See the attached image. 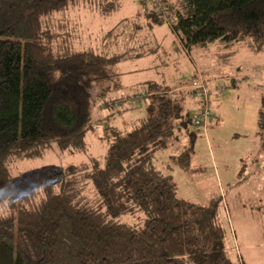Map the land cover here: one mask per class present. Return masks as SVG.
I'll list each match as a JSON object with an SVG mask.
<instances>
[{"label": "trees", "instance_id": "trees-1", "mask_svg": "<svg viewBox=\"0 0 264 264\" xmlns=\"http://www.w3.org/2000/svg\"><path fill=\"white\" fill-rule=\"evenodd\" d=\"M95 2L0 0L2 254L10 258L9 264H235L226 250L222 197H212L207 205L181 199L171 174L175 168L196 171L193 144L202 130L191 128L198 108L193 83L203 80L194 79L196 75L186 77L187 83L149 79L141 82L144 91L117 96L121 74L115 68L152 56L154 71L167 72L160 51L174 53L177 63L175 51L191 57L195 49L215 44L250 41L257 53H264V0H185L182 10L171 0H142L135 27L144 20L149 32L147 38H132L129 32L139 49L133 53L118 49L127 35L121 28L124 21L103 36L99 48L78 49L69 18H54L77 4H89L103 14L115 10L114 3L97 8ZM159 26L173 34L170 48L151 47ZM262 100L257 136L264 149ZM141 104L144 116L131 128L107 132L103 159L57 171L29 189L16 186V159L39 158L48 150L80 151L100 121L94 116L96 108L117 115ZM180 134L191 145L171 157L164 173L155 166V155ZM86 184L93 189L87 196ZM125 217L132 220L123 221Z\"/></svg>", "mask_w": 264, "mask_h": 264}, {"label": "rangeland", "instance_id": "rangeland-1", "mask_svg": "<svg viewBox=\"0 0 264 264\" xmlns=\"http://www.w3.org/2000/svg\"><path fill=\"white\" fill-rule=\"evenodd\" d=\"M141 1L96 0L94 5L97 8L114 3L115 10L103 14L89 4H77L66 8L60 14H55L54 18H69L78 36L73 40L78 49L99 48L103 36L124 21L125 25L121 28L127 35L125 39L119 40L118 49L122 48V52L130 49L131 53L139 52L132 40H129V36L132 33V38H147L149 28L145 26L144 20L139 22L140 27H135L138 23L136 16L142 10ZM171 1L181 10L185 6V0ZM166 29L167 26L161 31L167 32ZM134 30L139 33L134 35ZM166 42L168 45H164L163 49L172 44L168 35ZM125 43H129V48H125ZM154 46L155 44L151 45ZM170 53L160 51L159 54V60L165 59V62H168L169 77H163L166 72L158 70L127 74L125 81L132 87L129 90L135 93L144 91L140 82L149 79L164 81L163 79L170 78L175 82L182 78L181 82L187 83L189 80L182 75L185 72L184 75L190 78L193 75L194 63L206 69L202 71V78L196 75L194 79L211 81L210 75H220L225 86H208L211 91V108L218 120L198 132L199 135L193 144L195 154L192 169L196 171L186 173L175 168L171 174L177 183V196L181 199L207 205L212 197H222L220 216L226 230V250L228 257L235 264H264V149L256 134L259 110L264 99V53H257L250 41L231 46L215 44L206 50L195 49L191 57L175 51L179 58L177 63L174 53ZM149 61L151 59L129 61L119 67L122 72H129L147 66ZM188 87L191 89L190 82ZM218 91L223 93L219 94V100H215L214 93ZM110 113L111 111L103 107L95 109L94 116L100 121L95 130L87 136V144L80 151L48 150L47 154L39 158L16 159L12 163V177L16 186L29 189L37 180L51 177L57 171L89 163L93 158L103 159L109 146L107 132L112 128H131L144 116L145 104H141L139 109L117 115H109ZM209 127H215V130L208 132ZM182 135L180 134V138L168 149L155 155L154 164L162 172H167L166 166L171 162L172 156L179 155L185 147L191 145L189 138ZM91 187L86 184V196L92 193ZM130 220L131 217L123 218L126 222ZM9 263L10 258L2 254L0 249V264Z\"/></svg>", "mask_w": 264, "mask_h": 264}, {"label": "crops", "instance_id": "crops-1", "mask_svg": "<svg viewBox=\"0 0 264 264\" xmlns=\"http://www.w3.org/2000/svg\"><path fill=\"white\" fill-rule=\"evenodd\" d=\"M157 28H159V30L157 29ZM163 28H165V26H159V27H156L155 28V34H154V37H155V39H154V43L153 44H155V46L154 47H156V45H161V46H164V45H168L167 43L168 42H166V35H168L169 36V38H170V41H171V43L174 41V36H173V34L171 33V31H170V29H169V27H167V29H166V31L167 32H163V31H161ZM168 33V34H167ZM171 44H169V47L168 48H170L171 46H170ZM141 45H139V47H140ZM150 46V45H149ZM211 46H213V45H210L209 47H207V48H205V49H203V50H206V49H208V48H210ZM151 59V61H149L148 62V65L147 66H144V67H141V68H139V69H137V70H131V71H129V72H126V71H124V72H122V69H120V65L122 64H119L116 68H115V71L117 72V73H119V74H121V76H120V81H121V87H120V89H118L117 91H123V93H116V94H118V95H124V96H126V95H132V94H134L135 92H130V90L132 89V87L130 86V83H126V81H125V77L127 76V74H131V73H134V72H139V73H141V72H148V71H154V69L152 68V66H153V64H154V62H155V58L154 57H152V56H149V57H146V58H140L139 60L137 59V60H131V62H139V61H142V60H146V61H148V60H150ZM129 62V61H128ZM157 64V63H156ZM194 71H193V75H192V77L194 76V75H199V76H202V71H206V69L204 70V68L202 67V66H199V65H196L195 63H194ZM185 73V72H184ZM184 73H183V75H182V77H187V75H184ZM167 72L166 73H164V75H166L167 76ZM164 77V76H163ZM203 77V76H202ZM210 77V79H211V81H209L208 80V82H209V84H210V86L212 85L213 86V88H219V86L220 87H222V86H225V84H224V81H223V79L220 77V75H219V77H212L211 75L209 76ZM180 79H182V78H180ZM232 80V79H231ZM141 83V82H140ZM139 83V84H140ZM227 84H229V83H227ZM230 85V84H229ZM130 89V90H129ZM124 91H125V93H124ZM225 92V91H224ZM221 93H223V92H221V91H218V92H215L214 93V95H216V97H215V100H219L220 99V95L219 94H221ZM213 95V96H214ZM190 109H192L191 111L193 112L195 109H196V103L195 102H193V103H190ZM216 116V115H215ZM217 118V117H216ZM215 127H211V129H210V127H209V131L208 132H210V131H214L215 129H214ZM256 134H257V132H256Z\"/></svg>", "mask_w": 264, "mask_h": 264}, {"label": "built area", "instance_id": "built-area-1", "mask_svg": "<svg viewBox=\"0 0 264 264\" xmlns=\"http://www.w3.org/2000/svg\"><path fill=\"white\" fill-rule=\"evenodd\" d=\"M193 87L198 91V108L192 118V130L203 131L208 125L216 121L209 97L211 91L203 81H195ZM109 105L115 106L117 104L111 102Z\"/></svg>", "mask_w": 264, "mask_h": 264}, {"label": "bare ground", "instance_id": "bare-ground-1", "mask_svg": "<svg viewBox=\"0 0 264 264\" xmlns=\"http://www.w3.org/2000/svg\"><path fill=\"white\" fill-rule=\"evenodd\" d=\"M191 128H192V123H191Z\"/></svg>", "mask_w": 264, "mask_h": 264}]
</instances>
